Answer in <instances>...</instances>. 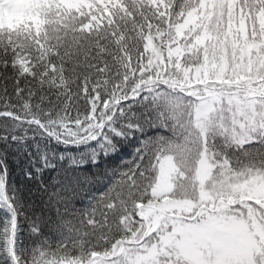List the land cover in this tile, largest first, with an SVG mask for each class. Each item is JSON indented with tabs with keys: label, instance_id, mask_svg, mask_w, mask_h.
<instances>
[{
	"label": "snow or ice",
	"instance_id": "6c2138e0",
	"mask_svg": "<svg viewBox=\"0 0 264 264\" xmlns=\"http://www.w3.org/2000/svg\"><path fill=\"white\" fill-rule=\"evenodd\" d=\"M0 10V264H264V0Z\"/></svg>",
	"mask_w": 264,
	"mask_h": 264
},
{
	"label": "rangeland",
	"instance_id": "374dc122",
	"mask_svg": "<svg viewBox=\"0 0 264 264\" xmlns=\"http://www.w3.org/2000/svg\"><path fill=\"white\" fill-rule=\"evenodd\" d=\"M0 19H5V13L2 10H0Z\"/></svg>",
	"mask_w": 264,
	"mask_h": 264
},
{
	"label": "trees",
	"instance_id": "16d2710c",
	"mask_svg": "<svg viewBox=\"0 0 264 264\" xmlns=\"http://www.w3.org/2000/svg\"><path fill=\"white\" fill-rule=\"evenodd\" d=\"M4 19H0V21H3Z\"/></svg>",
	"mask_w": 264,
	"mask_h": 264
}]
</instances>
